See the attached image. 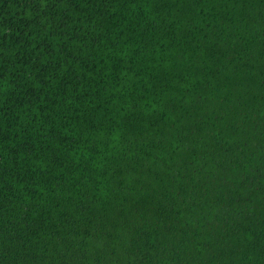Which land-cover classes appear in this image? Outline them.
<instances>
[{
  "label": "trees",
  "instance_id": "16d2710c",
  "mask_svg": "<svg viewBox=\"0 0 264 264\" xmlns=\"http://www.w3.org/2000/svg\"><path fill=\"white\" fill-rule=\"evenodd\" d=\"M0 264H264V0H0Z\"/></svg>",
  "mask_w": 264,
  "mask_h": 264
}]
</instances>
